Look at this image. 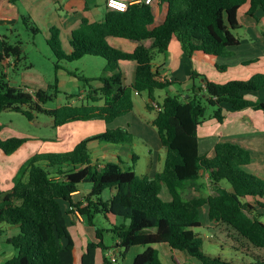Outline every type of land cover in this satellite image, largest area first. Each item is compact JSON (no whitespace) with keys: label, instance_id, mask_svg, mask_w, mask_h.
Here are the masks:
<instances>
[{"label":"trees","instance_id":"obj_1","mask_svg":"<svg viewBox=\"0 0 264 264\" xmlns=\"http://www.w3.org/2000/svg\"><path fill=\"white\" fill-rule=\"evenodd\" d=\"M159 2L167 4L168 10L164 22L158 26L153 5L146 4H134L126 12L106 8L102 22L83 19L72 33L70 53L64 51L61 31L50 28L47 44L58 60L55 85L49 86L55 88L54 94L42 89L29 91L10 83L7 71L30 69L33 65H23L24 43L19 36L15 42L8 36L0 37V113L19 112L30 121L37 113H43L54 119L55 127L92 120L111 125L133 112L134 94L147 93L154 103L155 92L172 85L169 80L160 79L153 62L155 54L168 52L174 39L188 57L199 54L227 59L234 55L231 49L241 45L234 34L240 29V10L248 5L247 15L257 21L258 13L264 14V0ZM23 22L31 24L26 17ZM31 29L36 34L41 31L37 26ZM111 37L127 40L136 48L133 52L115 48L108 41ZM148 40L152 41L150 47L144 45ZM87 56L105 60L99 77L88 78L76 71H67L88 87L86 102L80 106L68 103L56 109L45 108L60 93L57 77L62 69L60 62H77ZM122 62L136 63L133 83L128 82L127 74L121 69ZM216 68L223 73L228 69L218 64ZM193 77L204 79V90L192 88L197 94L189 98L167 94L163 103L157 104L153 126L166 156L163 170L154 176L140 177L134 167L125 170L115 162L103 167L94 163L90 143L125 145L134 140L135 135L124 127L107 128L82 140L71 151L42 153L30 159L13 181L12 189H0V226L6 224L19 229L9 239L17 255L6 264H74L75 244L67 221V215L72 213L82 216L95 229V241L87 244L81 264H95L98 250L105 253L104 264H116L118 259L112 261L107 253L112 251L116 256L120 249L126 254L133 248L143 249L134 264H164L158 245H166L174 253L173 264H185L176 255L179 252L199 264H237L222 255L205 252L204 237L196 231L203 226L201 212L205 207L208 221L226 225L242 249L251 245L264 250L263 215L252 214L250 203L243 201L254 198L264 209V179L245 170L252 161L250 152L235 143L219 142L212 157L202 155L198 138L199 126L206 121L207 105L216 108L212 118L218 123L224 122L225 111L252 109L264 115V102L246 97L248 93L264 90V74L225 84L211 82L196 72ZM96 81L101 83L99 89L92 86ZM147 106L153 109L151 104ZM23 144V138L0 140V150L9 156ZM133 160L136 162L137 158L134 156ZM203 172L216 193L185 198L183 191L187 184L198 182ZM223 181L231 185V190L221 187ZM83 184H90L91 191L82 200L75 201L73 196ZM165 188L169 200L162 198ZM106 190L111 192L109 200L103 199ZM65 204L70 211L65 209ZM98 216L106 220L112 216L119 222L109 229H101L95 223ZM107 234L112 236L111 246L105 244ZM252 264H264V257Z\"/></svg>","mask_w":264,"mask_h":264},{"label":"rangeland","instance_id":"obj_2","mask_svg":"<svg viewBox=\"0 0 264 264\" xmlns=\"http://www.w3.org/2000/svg\"><path fill=\"white\" fill-rule=\"evenodd\" d=\"M89 2L93 4V7H96V5H98L103 10L104 0H89ZM23 15L26 18H29L26 11H24ZM42 20L43 21H40L39 19H30L31 24L25 25V23L23 22V18L20 17L17 21L14 22V26L17 29L16 36L14 38L16 39L17 35H19L20 39L24 43L23 50L26 60L23 62V65H33V67L30 69H25L24 67H22V65V68H20L19 70L14 71L10 69V71H7V76L13 86L23 88L26 87L29 91H38L42 89L47 90L51 94H54L55 88H49V86L55 85V63H58V60L53 55L50 47L47 44L49 36L46 26L49 19L46 16L44 17L43 14ZM33 22H36L39 26L41 30L40 33L36 34L32 31L31 28L36 27ZM234 34L242 42V45L237 48L236 56H234V58L229 61H225V63H223L222 59L217 60L221 63H216L218 65L226 64L228 66L234 67L231 69H227L226 73H220V71H217L213 68L214 74L220 78L221 83H227L234 80H247L255 74H264V37L252 39L251 36L246 32V28L238 29L234 32ZM15 41L16 40H14L13 42ZM111 44L124 51H129L132 46L128 41L120 38H112ZM64 50H66L65 47ZM156 56L158 57L160 56V54H157ZM244 60H251V63L246 64L247 67H243L241 65V62H243ZM105 65L106 62L104 59L91 56H87L77 62H60V66H62V70L59 71V78L61 79V82L58 83V89L60 93L57 95V98H54L52 101L47 102L45 104V108L56 109L68 103H71L74 106H80L85 103L87 100L86 90H88V87L75 77H64V73H66L67 71H76L86 76H98L102 73ZM201 80L202 79L200 78V80H196V82L198 84H201ZM173 87V92L176 90L179 93H183L188 86L177 83L174 84ZM66 92L69 93L70 96L66 95ZM167 94L173 95L172 92L168 90H157L155 94V102H162ZM82 95L85 97H81ZM248 98L249 100L264 102V90L248 93ZM134 101L136 103L134 114L119 118L113 125V128L127 127L128 125H130L133 134H135L134 140L131 143L125 144L129 150V158L123 159L124 163H122V167L125 170L128 169V164L131 163V156L135 155L138 159V163L135 166L136 173L140 177H152L154 176V173L157 172V170L161 171L163 169L166 152L161 144L156 127L148 125L146 122V118L149 117V115L154 117L156 114L155 110L148 111L146 109V104L151 103L148 94L144 93L141 97L134 96ZM215 110V107L207 105V114L205 121L206 126L204 124L201 129L202 137H204L205 128H209V132L215 133H220L222 130L226 128L231 129L232 127H237L238 129H240V133L247 132L252 127L249 119H251L257 127L264 126L263 113L260 111L249 109L238 112L236 116H230L228 124L222 128L221 124H219L215 119L212 118ZM136 121H138V123H135ZM86 123L87 122L83 124ZM0 127V140L6 141L12 138L25 139V144H23L22 147L12 155L8 156L2 150H0V189L2 191H8L12 187V182L20 174V171L27 165L28 161L33 156L50 152L48 148L52 150V147H54L53 145L55 144L54 141L59 135V127H55L54 119L50 116H47L46 114L37 113L35 119L33 121H30L22 113L10 110H6L0 113ZM99 127L100 126H97V124L93 126L94 130L92 128L93 133H91V136L97 135V130L102 129V127ZM88 137L90 136L84 137V135H82L80 138H82V141ZM81 141H79L78 143H80ZM97 143H100L101 145L107 144L104 142ZM89 147L92 151L93 148H95V146L93 145H89ZM206 152L201 149V153L205 154ZM92 156L96 158L94 151ZM159 156L162 159L160 165L158 162ZM160 166L161 168H159ZM246 170L248 171V169ZM261 178L264 179V176ZM84 185L90 186V184ZM221 186L225 189L231 188V185L227 181H223L221 183ZM215 193L216 190L213 184L209 181L205 172L202 173V176L198 182H190L189 184H187L186 188L183 191V195L185 198L201 196L204 197ZM110 197V190H106L103 194V199L109 200ZM169 197L170 196L168 194V191L165 188L162 193V198L168 200ZM109 218L114 219V217L112 216H109ZM262 218L264 221V217ZM201 219L204 226L200 229H196V231L202 234L204 237L203 247L205 252L212 255L222 254L226 256V252L230 248V245H233V243L235 245H239L238 242H236L238 238L234 236L232 231L229 230L226 225H215L214 223H210L208 221L207 207L203 208L201 212ZM95 223L96 226L101 229H109L111 227L108 220H106L103 216H98ZM105 244L107 246H111L113 244L112 236L110 234L106 235ZM138 249H141L140 251L143 250L142 248ZM118 251H121V254L119 252L116 253V258L118 259V262L116 264H133L125 263V261L127 259H132L133 255L136 254L137 248H133L130 253L126 254H124V249H120ZM160 251L161 259L164 264H173L172 262H168L166 260L163 254L164 250L162 249V247H160ZM126 255L128 256L127 259L124 258Z\"/></svg>","mask_w":264,"mask_h":264},{"label":"crops","instance_id":"obj_3","mask_svg":"<svg viewBox=\"0 0 264 264\" xmlns=\"http://www.w3.org/2000/svg\"><path fill=\"white\" fill-rule=\"evenodd\" d=\"M153 7L156 14V26H158L164 22L166 18L168 6L165 3L161 4L159 0H157L153 5ZM247 8L248 5L243 7L239 12L240 29L246 28V32L251 36L252 39H256L258 37H264V14L258 13L259 21H257L247 15ZM106 10H107L106 0H104L103 3V10L98 5H96V7H93V4L90 3L89 0H14V1L0 0V37L8 36L12 41L16 40L14 37L16 36L17 29L14 26V22L17 21L20 17L22 18L25 17L23 15L24 11L28 13L29 19H33V20L39 19L40 21H43L42 19L44 14V17L46 16L49 19L47 21V26H46L49 38H50V32H49L50 28L52 27L58 28L61 31L63 48L65 47L66 49L64 51L66 53H70L71 51L70 41L72 39V33L73 31H75L80 27L82 20L88 19L90 22H102L104 20ZM33 23L39 28L36 22ZM112 38L113 37L108 39L110 44ZM130 44L132 45L131 49L126 52H133L135 50L136 45L133 43ZM151 44L152 41L150 40L144 42V45L146 47H150ZM239 47L232 48L231 50L234 52V55L230 58L222 59L223 63H225V61H229L233 59L234 56H236L237 48ZM156 55L157 54H155V59L153 62L154 69L159 71L161 80L167 79L172 83V85L167 90L172 92L173 95H179L182 98H189L190 96L192 97L193 95L197 94V90L199 91L201 89L204 90L205 84L203 78H201L202 79L201 84H198L196 80L197 81L200 80V77L194 78L193 77L194 72L198 73L199 75L205 76L211 82L218 84H225V83H221L220 78L214 74V69L218 71V69L216 68L217 65L216 63H221L217 61L219 59H215L199 54H195L192 57H188L183 53L181 49V45L176 39H174L171 42L168 52L164 54H160V56L158 57ZM247 62H249V60H244L243 62H241V65L243 67H247V65L245 64ZM223 65L228 66L226 64ZM120 66L121 69L127 74L128 82L133 83L136 73V63L122 62ZM233 67L234 66H228V69H231ZM59 71L57 73L58 75L57 77L59 79V82H61V79L59 78L60 76ZM79 74L88 78H94L100 76V75L86 76L82 73ZM66 76H71V75L68 74V72H66L64 73V77ZM177 83L181 85L183 84L188 87H186L185 90L183 89L184 90L183 93H179L176 90L173 92L172 91L174 89L173 86L174 84ZM92 86L96 89H99L101 87V83L99 81L92 82ZM194 87L197 89L195 92L192 91V88ZM66 95L70 96V94L67 92ZM142 95L134 94V96H138V97H141ZM81 97L84 98L85 96L82 95ZM246 97L248 98V94H246ZM163 101L164 99L160 103L151 102L150 104L152 105L153 108L152 110H149L147 106L148 104H146V109L148 111L155 110L156 112L154 117L149 115V117L146 118V122L148 125L153 126V121L157 117V110H158L157 104H162ZM135 108H136V103L134 101V110L129 115L134 114ZM225 114H226V118L224 122L219 123L221 124L222 128L228 124V121L230 119L229 117L236 116L238 112L225 111ZM138 121H136L135 123H138ZM85 122L87 123L83 124ZM115 122L112 123L111 125H107L103 120L77 121L59 127V135L57 139L54 141L55 143L53 145L54 147H52V150L48 148L50 152L47 153H61V152L71 151L77 145V143L81 141L82 138L80 137L82 135H84V137L92 135L91 133H93L92 131L94 130L93 128L94 125L97 124V126H100L99 128L102 127L101 130L100 129L97 130L96 134H98L104 132L108 127H110V129H114L113 125L115 124ZM249 122L252 124V127L247 132L240 133L241 130L238 129L237 127H232L231 129L226 128L222 130L220 133L209 132L208 130L209 128H205L204 137L201 136V129L204 124L206 126V123L201 124L198 129L200 154L204 155L203 153H201V149H203L204 152L207 151L205 153L206 155L212 157L214 154V148L216 144H218L219 142H231L238 144L243 148H245L246 150H248L251 154V158H252L251 164L245 167V170L248 169V171L246 170L247 172L254 173L256 174V176L258 175L259 177L260 176L263 177L264 176V126L257 127L251 119H249ZM124 128H127L129 132L133 134L130 125ZM90 145L95 146V148H93V151L96 155V158L92 156L94 163L99 164L101 167L105 166L106 163L108 162L119 163L122 166V163H124L123 159L129 158V150L126 145H113V144L101 145L100 143L97 142H92ZM93 151L91 152L92 154ZM134 156L135 155L131 156V163L128 164V168L130 167H134V169L136 168L135 166L138 163V159L136 160V162H134L133 160ZM158 159L160 165L162 159L160 156L158 157ZM159 168H161V166ZM161 171L157 170V172H161ZM157 172H155L154 175ZM13 185L14 183L12 182L11 186L13 187ZM91 188H92L91 185L90 186L84 184L81 185L79 191L73 196L74 200L75 201L82 200L91 191ZM227 190H231V188ZM243 201L250 203V205L252 206L251 208L252 214L263 215L264 217V209L257 204L256 199L246 198L243 199ZM65 209L67 211H70V207L68 206V204H65ZM107 220L110 225L117 224L119 222L117 221L116 218L114 219L108 218ZM261 220L263 221V218H261ZM67 221H68V228L70 226L69 231L72 235L75 244L74 264H81V258L87 244L95 241V229L89 226L87 221L84 220V218H82V216H80L79 214L75 215L74 213H72L71 215H67ZM18 232L19 229L17 226H11L6 224L0 226V264H6L9 260H11L17 255V251L12 246V244L9 243V239L16 236ZM246 246H247L246 249H242L238 245L235 244L230 245V248L226 252V256L222 254L220 255H222L224 258H227L228 260L235 261V263L237 264H252L255 263L256 259H259V257H264V250L255 249L251 245H246ZM160 247H162V249L164 250L163 254L166 260L168 262H172L171 256L174 253L166 245L156 246V248L159 249V251H160ZM140 250L141 249L137 248L136 254L133 255L131 260L127 259L128 256L126 255L127 257L125 258L127 260L125 261V263L134 264L135 257L143 251ZM104 254L105 253L101 250L97 251L95 264H104ZM176 255L185 264H199L198 262L189 258L184 253L179 252L176 253Z\"/></svg>","mask_w":264,"mask_h":264},{"label":"built area","instance_id":"obj_4","mask_svg":"<svg viewBox=\"0 0 264 264\" xmlns=\"http://www.w3.org/2000/svg\"><path fill=\"white\" fill-rule=\"evenodd\" d=\"M156 1L157 0H106V8L114 11L126 12L129 7L134 4L154 5ZM107 256L112 261H116V256L112 251L107 253Z\"/></svg>","mask_w":264,"mask_h":264}]
</instances>
